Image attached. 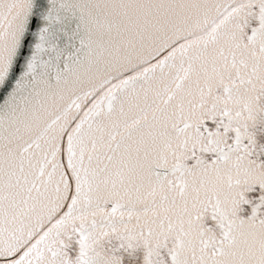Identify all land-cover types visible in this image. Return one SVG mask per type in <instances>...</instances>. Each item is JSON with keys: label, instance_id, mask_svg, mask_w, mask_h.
<instances>
[{"label": "snow or ice", "instance_id": "6c2138e0", "mask_svg": "<svg viewBox=\"0 0 264 264\" xmlns=\"http://www.w3.org/2000/svg\"><path fill=\"white\" fill-rule=\"evenodd\" d=\"M0 264H264V0H0Z\"/></svg>", "mask_w": 264, "mask_h": 264}]
</instances>
